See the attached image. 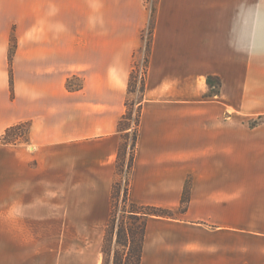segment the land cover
Masks as SVG:
<instances>
[{
  "label": "crops",
  "instance_id": "crops-1",
  "mask_svg": "<svg viewBox=\"0 0 264 264\" xmlns=\"http://www.w3.org/2000/svg\"><path fill=\"white\" fill-rule=\"evenodd\" d=\"M144 1L0 0V138L28 127L0 140V264L102 263ZM152 21L128 197L172 213L147 218L140 264H264V123H245L264 0H156Z\"/></svg>",
  "mask_w": 264,
  "mask_h": 264
},
{
  "label": "trees",
  "instance_id": "trees-1",
  "mask_svg": "<svg viewBox=\"0 0 264 264\" xmlns=\"http://www.w3.org/2000/svg\"><path fill=\"white\" fill-rule=\"evenodd\" d=\"M14 44H12L13 47ZM11 56V55H10ZM133 70L131 71L128 79V93H133L136 91V83ZM141 93L144 91V83L139 87ZM141 100L137 102V108L135 110L129 107L128 99L125 101V112L119 120L118 129L121 132H126L131 128L130 123L133 121V132H132V144H131V154L129 156V162L127 168H131L134 161V153L138 139V126L140 121L141 112ZM133 104V103H132ZM135 113V114H134ZM25 129V132H21L20 137L12 138L16 135L15 132ZM28 133V127L26 123H19L8 127L0 140L3 143H14L18 140H25ZM23 134V136H22ZM121 146L119 148L117 163L120 159ZM187 189V188H186ZM116 190V182L112 186L111 193V212L108 220V224L105 229L102 254L103 261L101 264H140L142 256V246L145 233L146 220L149 216H170L171 212L168 209L159 208L150 205H139L129 201L128 190L129 185L124 190L123 206L128 205L129 209L124 212L127 213V219L130 220L129 225L126 226L125 222L120 224L115 232L116 239L115 244L121 246V248L112 249V240L115 229V222L113 217L114 209V194ZM188 198L187 190L184 191L183 201L186 202Z\"/></svg>",
  "mask_w": 264,
  "mask_h": 264
},
{
  "label": "rangeland",
  "instance_id": "rangeland-1",
  "mask_svg": "<svg viewBox=\"0 0 264 264\" xmlns=\"http://www.w3.org/2000/svg\"><path fill=\"white\" fill-rule=\"evenodd\" d=\"M156 0H145L144 3L146 5V8L150 11V20L146 27L142 30L140 34V46L139 48L134 52L133 58H132V69L133 74L135 76V83H136V91L133 93H128V104L129 107L133 110L137 108V102L142 99V93L139 90V87L144 83L145 75H146V69H147V62H148V54L150 50V43H151V37H152V31H153V11H154V5ZM142 70L143 76L141 79H139V73ZM131 73V72H130ZM80 79L77 77H73L71 81V86H79L80 85ZM133 103V104H132ZM135 114V113H134ZM246 126L248 130L251 129H260V126L264 123V116L262 115H253V116H247L246 118ZM133 121H131L130 126L131 128L126 132L122 133V139H121V152H120V159L118 163L116 164V190L113 197L114 202V209H113V217H114V235L112 240V249L115 248H121V246H118L115 244L116 235L115 232L118 228V226L125 222L126 226L129 225L130 220L127 219V213H125V210H128V205L126 207L123 206V198H124V190L129 185V174H130V168H127L129 156L131 154V144H132V132H133ZM21 132H25V129H22L21 131L15 132L16 135H13L12 138H18L21 135ZM23 136V134H22ZM247 178L249 177H260L264 175L263 171H250L248 170L246 172ZM247 206H250L249 203H247ZM171 212V211H170ZM172 213V212H171ZM264 221V220H263Z\"/></svg>",
  "mask_w": 264,
  "mask_h": 264
},
{
  "label": "built area",
  "instance_id": "built-area-1",
  "mask_svg": "<svg viewBox=\"0 0 264 264\" xmlns=\"http://www.w3.org/2000/svg\"><path fill=\"white\" fill-rule=\"evenodd\" d=\"M142 76H143V72L141 70L140 73H139V79H141Z\"/></svg>",
  "mask_w": 264,
  "mask_h": 264
}]
</instances>
